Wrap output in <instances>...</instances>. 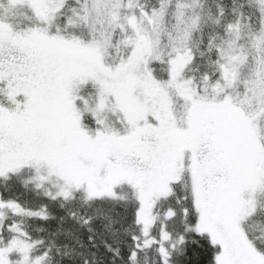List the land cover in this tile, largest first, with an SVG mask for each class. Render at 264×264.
Instances as JSON below:
<instances>
[{
	"label": "snow or ice",
	"instance_id": "6c2138e0",
	"mask_svg": "<svg viewBox=\"0 0 264 264\" xmlns=\"http://www.w3.org/2000/svg\"><path fill=\"white\" fill-rule=\"evenodd\" d=\"M0 264H264V0H0Z\"/></svg>",
	"mask_w": 264,
	"mask_h": 264
}]
</instances>
